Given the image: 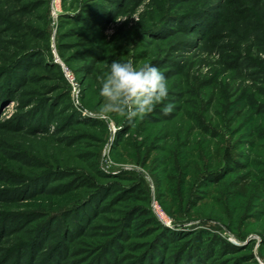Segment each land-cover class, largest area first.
<instances>
[{
    "label": "rangeland",
    "instance_id": "374dc122",
    "mask_svg": "<svg viewBox=\"0 0 264 264\" xmlns=\"http://www.w3.org/2000/svg\"><path fill=\"white\" fill-rule=\"evenodd\" d=\"M0 264H264V0H0Z\"/></svg>",
    "mask_w": 264,
    "mask_h": 264
},
{
    "label": "clouds",
    "instance_id": "9594fccd",
    "mask_svg": "<svg viewBox=\"0 0 264 264\" xmlns=\"http://www.w3.org/2000/svg\"><path fill=\"white\" fill-rule=\"evenodd\" d=\"M99 78V95L103 98L100 111L106 115L119 113L127 120L150 113L168 97L166 77L157 66L134 64L132 58L112 60ZM173 103H163L160 111L167 115Z\"/></svg>",
    "mask_w": 264,
    "mask_h": 264
},
{
    "label": "trees",
    "instance_id": "16d2710c",
    "mask_svg": "<svg viewBox=\"0 0 264 264\" xmlns=\"http://www.w3.org/2000/svg\"><path fill=\"white\" fill-rule=\"evenodd\" d=\"M134 191H135V192H141V189L138 188V187H135V188H134Z\"/></svg>",
    "mask_w": 264,
    "mask_h": 264
}]
</instances>
